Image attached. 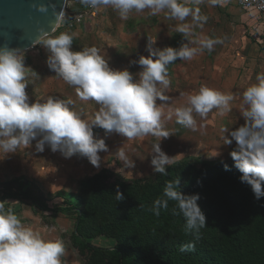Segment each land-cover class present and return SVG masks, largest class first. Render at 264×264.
<instances>
[{
    "label": "clouds",
    "instance_id": "obj_1",
    "mask_svg": "<svg viewBox=\"0 0 264 264\" xmlns=\"http://www.w3.org/2000/svg\"><path fill=\"white\" fill-rule=\"evenodd\" d=\"M201 0H80V3L95 9L111 6L120 18L127 20L135 10H150L155 16L165 13L176 19L175 31L187 42L179 48H153L156 43L149 39L148 55L140 56L138 64L142 71L133 74L125 68L116 70L110 66L109 58L95 46L73 50L74 34L61 32H42L38 46H43L50 55L47 59L49 70L65 82L75 87L76 95L83 101H95L98 110L91 117H82L70 105L71 100L49 96L43 103L30 102L26 91L27 73L35 71L26 67L25 50L0 47V152L12 154L23 146L33 145L35 151L44 152L46 146L52 152H61L65 158L79 154L88 159L96 168L100 167L101 152H108L105 139H96L94 129L105 133H118L132 140L154 135L169 137L163 129L164 103L169 97L165 90L170 85L168 66L177 60H192L205 49L211 52L214 46L222 43L219 38L201 37L198 41L190 39L194 29L206 17L199 14L198 8L191 5ZM222 0H211L213 5ZM44 10V9H41ZM191 16V23H184ZM199 47H193V44ZM138 77V78H137ZM256 83L243 91L241 114L244 124L224 136V144L236 147L230 153L234 167L242 174L241 183L251 187L256 200L264 198V73L256 76ZM232 94H225L214 88L203 86L195 95H190L184 106L175 110L176 122L195 130L194 113L207 116L213 109H219L223 116L230 112ZM171 114H169L170 118ZM154 154L151 166L155 173L167 174V168L175 157L162 150L161 143L153 145ZM115 155L125 164L129 162L124 147ZM225 170H229L225 165ZM181 180L169 181L164 188V198L154 201L150 209L156 216L161 209H167L169 201L177 202L179 213L185 218L186 230L199 239L200 229L207 225V219L199 206V194H185L180 189ZM117 200L124 196L119 190ZM0 202V264H64L65 243L62 239H45L39 231L25 226L12 209H6ZM194 247L185 245L181 250Z\"/></svg>",
    "mask_w": 264,
    "mask_h": 264
},
{
    "label": "rangeland",
    "instance_id": "obj_2",
    "mask_svg": "<svg viewBox=\"0 0 264 264\" xmlns=\"http://www.w3.org/2000/svg\"><path fill=\"white\" fill-rule=\"evenodd\" d=\"M216 15L211 21L208 18V23H204L201 28L197 26L194 31L196 35L190 39L198 41L201 37L207 36L219 38L223 42L215 45L211 52L205 49L194 59L179 60L181 62L179 66L175 64L168 68L170 85L165 90V95L169 99L157 103L165 104L163 129L168 132L169 137L164 139L147 135L127 140L118 133H105L103 129L96 128L95 138L105 139L109 149L108 152L99 154L101 156L99 168L94 167L87 158L79 154L65 158L61 152H52L47 146L44 152H36L33 142L28 148L21 146L9 155L0 152V186L8 185L6 188L9 190L24 194L29 192L37 196L36 191H29V184L23 182L26 180L38 185L41 199L51 203L50 205L60 204L61 200L78 205L79 198L94 186L93 180L106 172H110L112 178L120 177L130 183L154 180L158 173L153 171L151 159L154 154L153 145L157 143H161L162 150L170 157H175L174 162L168 167L182 160L195 162L199 168H203V165L208 167L217 163L233 162L230 153L236 144L233 142L230 146L225 145L223 137L229 136L231 131L244 124L240 107L242 94L248 86L257 82L258 74L264 73V55L258 52V57H253L246 52V47V50H241L244 45L239 39V34L230 36L227 24L224 23V16L220 17L217 13ZM191 22V16L184 21ZM179 23L181 22L176 19L168 18L165 13L153 16L147 9L143 12L133 10L129 18L123 20L111 6H104L79 26L59 29L61 22L54 34L59 35L61 32L74 34V51L95 46L109 58L113 69L128 68L130 72L136 74L142 71V68L130 62L148 55L149 39L156 41L152 45L153 48L160 49L169 46L179 48L182 43L187 42L175 31ZM215 33L218 35L214 36ZM197 34L201 37H196ZM192 46L199 47V44ZM25 53L26 67H30L36 73L35 75L32 71L27 73L29 86L26 91L30 102L43 103L49 96H54L71 100L73 103L70 107L84 118L94 115L99 105L92 100H81L76 95L74 86L49 70L47 59L50 53L46 48L35 45ZM203 86L232 94L234 96L231 102L232 110L223 116L219 114V109H213L205 117L194 113L195 130L178 124L175 110L186 105L188 97L197 94ZM223 129H228L229 133L222 131ZM121 147H124L127 159L134 163V167L125 164L115 155ZM9 208L25 226L39 231L45 239L64 241L65 254L62 257L64 264H84L73 247L72 234L76 222L72 213L44 216L30 203L19 202L12 203L7 207ZM92 244L102 249H112L115 245L112 240L101 238L95 239Z\"/></svg>",
    "mask_w": 264,
    "mask_h": 264
},
{
    "label": "trees",
    "instance_id": "obj_3",
    "mask_svg": "<svg viewBox=\"0 0 264 264\" xmlns=\"http://www.w3.org/2000/svg\"><path fill=\"white\" fill-rule=\"evenodd\" d=\"M70 21L64 19L59 29L67 28ZM194 163L176 162L166 175L158 173L154 180L140 183L103 173L78 205L64 200L50 205L41 199L38 185L26 180L29 191H36L37 196L1 185L0 200L8 202L6 209L14 202L30 203L44 216L72 213L76 222L73 247L84 264H264V198L256 200L251 187L241 183L242 174L234 161L203 168ZM178 178L185 194L200 196L207 225L200 229L199 239L186 230L183 215L174 214L179 213L177 202L169 201L159 216L150 210L155 200L164 198L166 183ZM117 190L123 193L121 201L116 198ZM98 238L115 245L112 249L96 247L92 242ZM189 244L194 247L181 250Z\"/></svg>",
    "mask_w": 264,
    "mask_h": 264
},
{
    "label": "water",
    "instance_id": "obj_4",
    "mask_svg": "<svg viewBox=\"0 0 264 264\" xmlns=\"http://www.w3.org/2000/svg\"><path fill=\"white\" fill-rule=\"evenodd\" d=\"M66 2L0 0V47L25 51L32 49L37 45L42 32L55 33L64 18L77 16L75 13H66Z\"/></svg>",
    "mask_w": 264,
    "mask_h": 264
},
{
    "label": "crops",
    "instance_id": "obj_5",
    "mask_svg": "<svg viewBox=\"0 0 264 264\" xmlns=\"http://www.w3.org/2000/svg\"><path fill=\"white\" fill-rule=\"evenodd\" d=\"M74 1L75 6L73 9L75 10H72V13L78 14L79 12H81V10L79 11V9L82 8V11L84 10V4L80 3V0ZM191 6L193 8H198L199 14L202 13L201 16L207 18L206 21L208 20V18H210L209 21L216 18V13L220 15V17L224 16V23L227 24V27L230 31V36L239 34V39L243 41L244 47L241 50H246V47V52H249V55L253 57H258V52H260L262 56L264 55V23L262 22L259 15H257L256 13H248L243 11L242 9L237 7L231 0H222L221 3H218L216 5H213L211 3V0H201L199 4H194ZM93 15H91V17ZM91 17H89L88 19H90ZM206 21H201L200 24L203 26L204 23H208V21ZM198 27L201 28V26L199 25ZM194 31H196V29ZM204 33H206V31ZM193 35H196V33H194ZM217 35V33L214 34V36ZM196 37L200 38L201 35L198 36L197 34ZM175 64L179 66L181 62L177 60L174 65Z\"/></svg>",
    "mask_w": 264,
    "mask_h": 264
},
{
    "label": "built area",
    "instance_id": "obj_6",
    "mask_svg": "<svg viewBox=\"0 0 264 264\" xmlns=\"http://www.w3.org/2000/svg\"><path fill=\"white\" fill-rule=\"evenodd\" d=\"M237 7L248 13H256L260 16L262 22L264 23V0H231ZM75 6L74 0H67L65 5L66 13H72V9ZM104 6H99L98 8H91L88 5H84V10L79 12L75 18L67 24V28H73L83 24L86 19L91 17L95 12ZM70 19V18H64ZM63 19V20H64ZM62 20V21H63Z\"/></svg>",
    "mask_w": 264,
    "mask_h": 264
},
{
    "label": "bare ground",
    "instance_id": "obj_7",
    "mask_svg": "<svg viewBox=\"0 0 264 264\" xmlns=\"http://www.w3.org/2000/svg\"><path fill=\"white\" fill-rule=\"evenodd\" d=\"M63 14H65V11L63 12Z\"/></svg>",
    "mask_w": 264,
    "mask_h": 264
}]
</instances>
